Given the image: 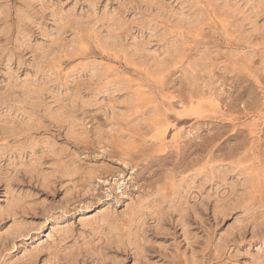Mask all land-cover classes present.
<instances>
[{
  "label": "rangeland",
  "instance_id": "374dc122",
  "mask_svg": "<svg viewBox=\"0 0 264 264\" xmlns=\"http://www.w3.org/2000/svg\"><path fill=\"white\" fill-rule=\"evenodd\" d=\"M0 264H264V0H0Z\"/></svg>",
  "mask_w": 264,
  "mask_h": 264
},
{
  "label": "bare ground",
  "instance_id": "6f19581e",
  "mask_svg": "<svg viewBox=\"0 0 264 264\" xmlns=\"http://www.w3.org/2000/svg\"><path fill=\"white\" fill-rule=\"evenodd\" d=\"M107 46V45H106ZM176 47V46H175ZM108 68V67H107ZM102 69V68H101ZM107 73V72H106ZM104 74V73H103ZM123 75V74H122ZM114 80V79H113ZM141 94V93H140ZM140 96V95H139ZM233 120V119H232ZM263 124V123H262ZM253 125V124H252ZM254 127H256V123H255V126ZM104 216V215H103ZM102 216V217H103ZM105 219V218H104ZM52 230V229H51ZM49 234V233H48Z\"/></svg>",
  "mask_w": 264,
  "mask_h": 264
}]
</instances>
